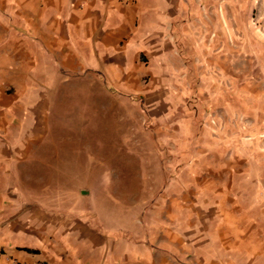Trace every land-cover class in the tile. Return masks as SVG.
Instances as JSON below:
<instances>
[{
    "label": "crops",
    "instance_id": "obj_1",
    "mask_svg": "<svg viewBox=\"0 0 264 264\" xmlns=\"http://www.w3.org/2000/svg\"><path fill=\"white\" fill-rule=\"evenodd\" d=\"M85 78L143 101L165 152L155 198L108 219L15 179ZM0 264H264V0H0Z\"/></svg>",
    "mask_w": 264,
    "mask_h": 264
},
{
    "label": "rangeland",
    "instance_id": "obj_2",
    "mask_svg": "<svg viewBox=\"0 0 264 264\" xmlns=\"http://www.w3.org/2000/svg\"><path fill=\"white\" fill-rule=\"evenodd\" d=\"M102 83L85 78L68 92L58 89L55 128L27 141L16 161L25 199H38L60 218L108 219L120 207H145L155 198L146 194L150 186L160 188V179L149 178L162 175L165 157L152 131L155 119L143 101L123 99Z\"/></svg>",
    "mask_w": 264,
    "mask_h": 264
},
{
    "label": "water",
    "instance_id": "obj_3",
    "mask_svg": "<svg viewBox=\"0 0 264 264\" xmlns=\"http://www.w3.org/2000/svg\"><path fill=\"white\" fill-rule=\"evenodd\" d=\"M81 193H82V195H86L87 192L86 191H81Z\"/></svg>",
    "mask_w": 264,
    "mask_h": 264
}]
</instances>
